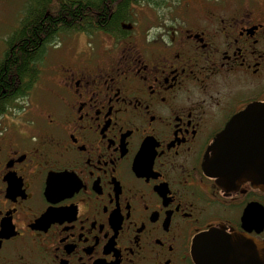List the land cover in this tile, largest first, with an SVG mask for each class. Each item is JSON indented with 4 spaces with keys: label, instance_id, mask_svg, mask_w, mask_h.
I'll return each instance as SVG.
<instances>
[{
    "label": "flooded vegetation",
    "instance_id": "obj_1",
    "mask_svg": "<svg viewBox=\"0 0 264 264\" xmlns=\"http://www.w3.org/2000/svg\"><path fill=\"white\" fill-rule=\"evenodd\" d=\"M167 7L132 3L119 30L59 34L85 45L49 74L45 53L0 111V264H199L212 228L264 239V191L203 168L233 118L264 105V0ZM251 118L237 149L264 148V116ZM229 144L219 165L230 169Z\"/></svg>",
    "mask_w": 264,
    "mask_h": 264
},
{
    "label": "trees",
    "instance_id": "obj_2",
    "mask_svg": "<svg viewBox=\"0 0 264 264\" xmlns=\"http://www.w3.org/2000/svg\"><path fill=\"white\" fill-rule=\"evenodd\" d=\"M132 3L161 6L157 0H30L0 59V111L15 106V100L31 88L40 72L39 61L59 34L119 30L122 21L132 18Z\"/></svg>",
    "mask_w": 264,
    "mask_h": 264
},
{
    "label": "water",
    "instance_id": "obj_3",
    "mask_svg": "<svg viewBox=\"0 0 264 264\" xmlns=\"http://www.w3.org/2000/svg\"><path fill=\"white\" fill-rule=\"evenodd\" d=\"M264 116V105L250 104L244 111L236 115L228 124L226 130L213 141L209 153L206 155L203 168L208 175L216 176L220 185L232 187L235 182L249 180L264 191V148L251 146L250 138L244 148L238 149L235 142L240 144L241 135L237 129L242 125L255 124L251 117ZM258 124H262L260 122ZM244 141V140H243ZM233 143V161L231 168L219 165L220 158L227 155L222 148L224 143ZM230 152V151H229ZM199 264H264V239H258L236 230L215 227L196 242Z\"/></svg>",
    "mask_w": 264,
    "mask_h": 264
},
{
    "label": "rangeland",
    "instance_id": "obj_4",
    "mask_svg": "<svg viewBox=\"0 0 264 264\" xmlns=\"http://www.w3.org/2000/svg\"><path fill=\"white\" fill-rule=\"evenodd\" d=\"M161 2V5H163V9H167L169 5H175L178 3H203L204 0H157ZM5 5L3 6L4 11L0 13V54L4 52L5 48V39L9 37L11 34V31L13 30L12 26L15 27V25L18 24L19 20L21 19V16L23 14V5L24 0H4ZM2 2V3H4ZM5 7V8H4ZM7 8V9H6ZM6 9V10H5ZM138 12V14H137ZM136 14L138 15V19L142 23L147 24L148 22H151L154 19V12L151 11L148 6L143 5L137 8ZM6 22H9L8 25ZM80 34H83L80 32ZM61 35V34H60ZM66 39L64 42L63 39H58V37L54 40V42L50 43L47 46L46 50V57L43 61V68L45 69L46 73L49 74L51 71V68L54 66L55 60L58 58L59 55L63 51L69 52L70 50L74 48L78 49L81 46L85 45V39L82 36H74L70 33L63 34ZM64 36H61L65 38ZM69 37V38H68ZM71 37V38H70ZM61 41V42H60Z\"/></svg>",
    "mask_w": 264,
    "mask_h": 264
}]
</instances>
